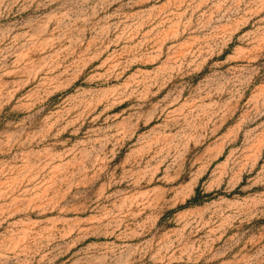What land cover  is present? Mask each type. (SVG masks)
Returning a JSON list of instances; mask_svg holds the SVG:
<instances>
[{"label": "rangeland", "instance_id": "1", "mask_svg": "<svg viewBox=\"0 0 264 264\" xmlns=\"http://www.w3.org/2000/svg\"><path fill=\"white\" fill-rule=\"evenodd\" d=\"M0 264H264V0H0Z\"/></svg>", "mask_w": 264, "mask_h": 264}]
</instances>
